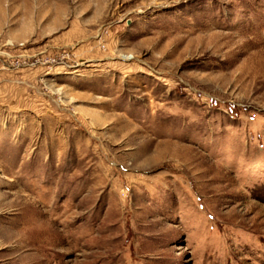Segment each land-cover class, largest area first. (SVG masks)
I'll use <instances>...</instances> for the list:
<instances>
[{
    "label": "rangeland",
    "instance_id": "1",
    "mask_svg": "<svg viewBox=\"0 0 264 264\" xmlns=\"http://www.w3.org/2000/svg\"><path fill=\"white\" fill-rule=\"evenodd\" d=\"M0 264H264V0H0Z\"/></svg>",
    "mask_w": 264,
    "mask_h": 264
}]
</instances>
